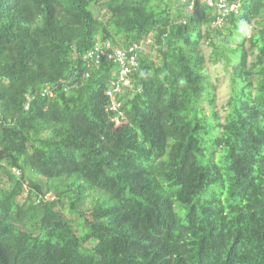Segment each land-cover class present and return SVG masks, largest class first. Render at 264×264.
<instances>
[{"label": "trees", "instance_id": "trees-1", "mask_svg": "<svg viewBox=\"0 0 264 264\" xmlns=\"http://www.w3.org/2000/svg\"><path fill=\"white\" fill-rule=\"evenodd\" d=\"M227 1L0 0V264H264V0Z\"/></svg>", "mask_w": 264, "mask_h": 264}, {"label": "built area", "instance_id": "built-area-1", "mask_svg": "<svg viewBox=\"0 0 264 264\" xmlns=\"http://www.w3.org/2000/svg\"><path fill=\"white\" fill-rule=\"evenodd\" d=\"M202 2H204L208 7L212 8L215 11L217 16L215 24L217 26H222L225 18L239 12L240 3H229L227 0H202ZM117 62L122 68L121 82L124 86H129V75L134 67L137 66V63L134 59L128 61V57L123 52H118ZM121 89H123V86L119 84L115 85V87H113V90L108 92V96L114 98L113 95L120 92ZM117 107L118 104L113 105V109H116Z\"/></svg>", "mask_w": 264, "mask_h": 264}, {"label": "rangeland", "instance_id": "rangeland-1", "mask_svg": "<svg viewBox=\"0 0 264 264\" xmlns=\"http://www.w3.org/2000/svg\"><path fill=\"white\" fill-rule=\"evenodd\" d=\"M176 211H177L178 214H179L180 216H182V217H183L184 214H185V212L181 210L179 204H176ZM12 224H13L14 227L17 228V229L24 228V227H25V224H26V219H21V220L14 219V220H12Z\"/></svg>", "mask_w": 264, "mask_h": 264}]
</instances>
